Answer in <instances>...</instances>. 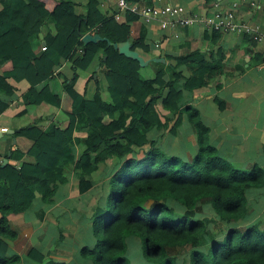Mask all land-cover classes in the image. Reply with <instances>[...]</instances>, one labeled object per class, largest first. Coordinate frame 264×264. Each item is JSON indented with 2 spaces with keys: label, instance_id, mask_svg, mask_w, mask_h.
Masks as SVG:
<instances>
[{
  "label": "trees",
  "instance_id": "trees-1",
  "mask_svg": "<svg viewBox=\"0 0 264 264\" xmlns=\"http://www.w3.org/2000/svg\"><path fill=\"white\" fill-rule=\"evenodd\" d=\"M0 6V116L16 100L25 108L42 103L60 108L62 100L49 86L56 78L70 103L65 127L54 123L43 128L36 122L14 135L31 146L26 153L15 149L10 159L26 155L29 161L0 164V264L21 263L8 244L18 237L10 216L26 213L37 196L42 204L54 205L70 168L78 194L88 193L92 175L113 160L118 164L106 202L95 207L89 220L95 244L80 250L83 261L133 264L129 246L136 238L141 243L137 264H264V218L242 225L250 209L247 193L264 187V172L254 168L243 173L227 164L210 145L197 111L183 105L184 91L204 88L221 73L216 63H208L200 52L166 57L167 64L150 63L154 76L145 79L138 62L112 46L129 42L142 58L149 56L145 33L131 36L130 24L139 20L135 14L125 12L124 20L116 21L117 13L101 11L100 0H87L80 14L70 0H0ZM40 34L45 44L35 51L33 42ZM86 34L106 41L83 45ZM96 58L109 102L102 99L97 82L92 99L76 90L77 72L87 71ZM65 62L73 72L70 78L54 72ZM182 66L190 68L189 77L182 75ZM21 82L28 89L17 96L12 83ZM217 104L224 107L219 100ZM161 110L178 116L175 126L183 114L192 125L198 150L190 163L166 155L149 138L151 131L167 129ZM80 132L86 135L77 137ZM182 253L186 260L179 261ZM26 260L67 264L35 248Z\"/></svg>",
  "mask_w": 264,
  "mask_h": 264
},
{
  "label": "crops",
  "instance_id": "crops-1",
  "mask_svg": "<svg viewBox=\"0 0 264 264\" xmlns=\"http://www.w3.org/2000/svg\"><path fill=\"white\" fill-rule=\"evenodd\" d=\"M70 1L76 4V10L79 14L84 12L87 0ZM230 1L216 0L210 5H206L205 0H138L137 5L138 7L162 6L170 3L182 6L193 14L204 15L213 3H218L220 7L226 8ZM100 2L101 11L104 14L117 13L124 20V13L120 12L117 6L118 0H100ZM239 15L242 21L264 27V0L259 1L257 9L242 6L239 9ZM130 27L131 36L134 39L145 33L146 43L151 46L149 56L144 58L149 60L148 66L151 62L167 64L166 57H186L193 52H200L208 63L218 65L221 73L212 79L208 86L193 92H183V105H189L197 111L201 122L209 130L210 145L217 150L218 155L227 164L243 173H249L254 168L264 172V68L259 67L264 58V42L254 43L242 35L207 32L200 26L168 31L162 30L158 22L145 25L137 20L131 23ZM42 39L34 40L35 51H39ZM153 59H162L164 63L154 62ZM98 62L99 58H96L87 71L77 72L76 90L85 94L87 99H92L97 82L102 99L109 102L105 76L102 71H99ZM172 64L174 63L172 62ZM179 70L186 78L191 74L188 66H182ZM54 72L56 75L62 74L69 78L73 74L71 66L67 62L62 63ZM12 85L16 88L17 96H21L28 89L25 82L12 83ZM181 85L182 82L176 84V88L181 90ZM49 86L54 94L60 96L62 100L60 108L47 103L25 108L20 100H16L0 116V132L4 131L5 133L0 139V164L4 159H7V164L10 163L15 166L30 160L26 155L20 161L10 159L12 151L18 149L26 153L31 143L24 138L14 137L15 134H7L8 131H16L36 122H39L43 128H49L54 123H59L63 127L66 126L65 113L70 110V103L63 91L62 80L57 78L51 80ZM217 100L223 103V108H219ZM32 107H34L33 110ZM24 109H26V114L20 116ZM160 112L161 121L167 124V129H155L151 131L149 138L171 157L190 163L198 150L196 134L192 125L185 114L182 115L180 124L175 126L177 115L169 114L164 110ZM168 117H170V121L165 120ZM85 135V132L76 133L77 137H84ZM77 150L80 151V148ZM117 164V160L108 161L92 175L93 187L88 192L89 194L97 187L95 180L99 177L101 178L100 181L104 182L109 174L114 172ZM109 165H112L111 170ZM67 179L68 182L65 185L58 187L54 205L42 204L39 196H37L35 201L39 202L36 209L37 213L32 212L26 217V213L31 210L33 204L26 213L9 217L10 226L17 232L18 237L8 244L10 250L21 257L20 264H30L26 260V254L32 248L39 250L46 257L50 256L52 249L44 247V243L51 239V229L56 228L59 225V219L65 215L60 210L58 216L52 217L54 212L67 207L68 211L79 209L83 213L82 207L79 204L76 205V200L81 198H79L77 180L71 168L67 173ZM247 198L250 209L242 225L252 224L258 219L264 218V187L251 189L247 193ZM72 205L76 208L75 210L72 209ZM208 214L212 215L210 212ZM90 218L91 216L88 219L90 220ZM65 220L69 221L65 226L66 230L64 232L59 231L53 236V240L56 238V243L61 239L66 240L68 237L67 230L70 236H75L78 232L77 226H71L72 218L65 217ZM20 248L23 250L19 251ZM58 255H54L56 257L53 256L52 258L67 264L71 263V256L68 254L67 259L64 257L65 254L60 255L58 253Z\"/></svg>",
  "mask_w": 264,
  "mask_h": 264
},
{
  "label": "built area",
  "instance_id": "built-area-1",
  "mask_svg": "<svg viewBox=\"0 0 264 264\" xmlns=\"http://www.w3.org/2000/svg\"><path fill=\"white\" fill-rule=\"evenodd\" d=\"M259 1L231 0L226 8L220 7L218 3H213L204 15L193 14L182 6L170 3L162 6L138 7L137 3H132L129 0H118L117 6L122 13L135 14L145 25L158 22L162 30L176 31L200 26L207 32L242 35L254 43H263L264 27L242 21L239 15V9L242 6L257 9ZM115 20L122 21L120 14L115 16ZM44 49L42 48V50ZM259 67L264 68V58Z\"/></svg>",
  "mask_w": 264,
  "mask_h": 264
},
{
  "label": "rangeland",
  "instance_id": "rangeland-1",
  "mask_svg": "<svg viewBox=\"0 0 264 264\" xmlns=\"http://www.w3.org/2000/svg\"><path fill=\"white\" fill-rule=\"evenodd\" d=\"M141 76L145 79L152 78L154 76V68L152 67V65H149V66L145 67L144 69H142L141 70ZM53 80H55V79H53ZM33 108L34 107H32V110H33ZM160 149L164 153H166L164 151V149H162V148H160ZM166 155L170 156L167 153H166ZM112 165H109L110 170L112 169ZM111 176H112V172L109 174V176L105 179L104 182L100 181L101 178L98 177L95 180L96 184H97V187L95 188V190H93L92 192H90V194L88 193L85 196L84 195L79 196V198H81V199L76 200V205L79 204L80 207H82L83 213L79 209H76L73 205H72V207H73L72 209L73 210L76 209L75 211H68L67 207H63V208H61L58 211L53 213L52 217H54L55 215L58 216L59 211L61 210L65 213V215L59 219V225H57L56 228L51 229V231H50L51 239L49 241H47L46 243H44V247H47V249H52L50 256H48L49 258H52L54 255H56V254L58 255V253H59L60 255L65 254L66 255V256H64L65 259H67L68 256H71V263L70 264H89L88 261H86V262L83 261L82 257L80 256V250L83 247L91 248L95 244V239H94L93 235L91 234V224H90L88 218L92 215L95 207L106 202V198H107V195L109 193V185H107V184H108ZM71 198H73V197H71ZM74 199H76V198H74ZM71 200H73V199H71ZM38 203L39 202L34 203L31 210L26 213V217H28L30 214H32V212L37 213L36 209L38 208V205H39ZM65 217L68 219L72 218L71 226L72 227L77 226L78 232L76 233L75 236H70L69 231L67 230L66 234L68 235V237H66V240L61 239V241L56 243V238L53 240V236L55 234H58L59 231L64 232V230H66V228H65L66 224L69 223L68 220H65ZM140 246H141V243H140L139 239H136V238L133 239L132 245L129 246V252L131 253L129 257H134V258H132L133 264L134 263L137 264L141 260V256L138 253ZM21 249L23 250V248H20L18 250L21 251ZM67 254H68V256H67ZM183 255L184 254L182 253L179 256V261H183L184 260L183 258H185V260H186L187 256L184 257ZM54 257H56V256H54ZM27 261L30 264H33L29 260H27Z\"/></svg>",
  "mask_w": 264,
  "mask_h": 264
},
{
  "label": "water",
  "instance_id": "water-1",
  "mask_svg": "<svg viewBox=\"0 0 264 264\" xmlns=\"http://www.w3.org/2000/svg\"><path fill=\"white\" fill-rule=\"evenodd\" d=\"M39 38L42 39V35L40 34L39 35ZM106 39L104 38H101L99 35H91V34H86L82 37V43L83 45H88V44H96V43H99V42H105ZM45 43L42 42V45H44ZM107 45H111V43L107 42ZM115 49L118 50L119 54L120 55H123L125 58H128V59H131L133 61H136L138 62L139 66L141 68H145L148 66L149 64V60H145L144 58H142L139 53L137 51H134L131 49V45L129 42H124V43H119V44H113L112 45ZM103 60L105 61L106 60V57L103 58ZM152 61L154 62H162L164 63V60L162 59H153ZM18 132V130L16 131H13V130H10L8 131L7 134L9 135H14ZM4 131L3 132H0V139L3 137L4 135ZM15 143V140L13 141ZM7 165V159H4L1 166L4 167Z\"/></svg>",
  "mask_w": 264,
  "mask_h": 264
}]
</instances>
